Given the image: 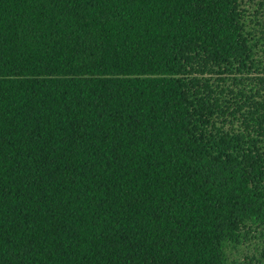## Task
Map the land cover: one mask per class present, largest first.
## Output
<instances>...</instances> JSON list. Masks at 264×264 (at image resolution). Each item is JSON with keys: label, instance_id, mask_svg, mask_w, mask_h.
I'll use <instances>...</instances> for the list:
<instances>
[{"label": "trees", "instance_id": "obj_1", "mask_svg": "<svg viewBox=\"0 0 264 264\" xmlns=\"http://www.w3.org/2000/svg\"><path fill=\"white\" fill-rule=\"evenodd\" d=\"M0 264H264V0H0Z\"/></svg>", "mask_w": 264, "mask_h": 264}]
</instances>
